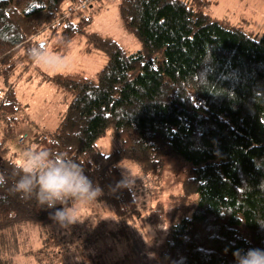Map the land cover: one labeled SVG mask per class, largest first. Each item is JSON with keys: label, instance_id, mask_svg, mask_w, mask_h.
Returning <instances> with one entry per match:
<instances>
[{"label": "trees", "instance_id": "trees-1", "mask_svg": "<svg viewBox=\"0 0 264 264\" xmlns=\"http://www.w3.org/2000/svg\"><path fill=\"white\" fill-rule=\"evenodd\" d=\"M62 1L0 0V173L8 178L0 187V264H16L29 225L41 245L26 256L34 253L37 264H57L61 245L78 252L103 238L108 248L80 264H235L237 249H264V32L215 18L212 0H122L123 25L142 45L130 51L92 30L93 0H68L67 9ZM41 34L59 35L56 49L86 39L87 52L93 46L108 58L95 77H46L70 99L57 127L32 147L81 163L113 212L105 234L86 221L61 226L50 218L55 209L11 191L22 107L16 85ZM109 131L119 147L106 153L97 140ZM166 158L187 163L169 209L158 197ZM125 160L141 169L136 185L119 167ZM54 223L59 228L49 229ZM109 239L125 245L117 259L106 257Z\"/></svg>", "mask_w": 264, "mask_h": 264}, {"label": "rangeland", "instance_id": "rangeland-1", "mask_svg": "<svg viewBox=\"0 0 264 264\" xmlns=\"http://www.w3.org/2000/svg\"><path fill=\"white\" fill-rule=\"evenodd\" d=\"M121 1L93 0L91 6L89 5V8L86 9L87 12L93 8L96 9L93 12L94 20L91 28L100 34L111 36L126 50L135 51L140 49L142 45L139 38L134 33L127 31L123 25L120 13ZM212 1L213 3L208 9V12L215 18H219L231 25L240 26L248 31L264 32V0ZM70 4V1L63 0L62 8L67 9ZM58 38L59 35L49 37L48 34H41L40 36L41 43H46L49 53L55 56L66 57L68 66L56 71H50L38 66L34 62L29 72L16 85L18 98L22 107L17 113L18 134L15 140L11 142V146L12 151H16L18 160L23 150L34 147L38 135L51 132L57 127L67 107V100L69 101L70 99L69 95L67 96L66 94L58 92L56 84L47 81L46 77L71 71H83L88 76L95 77L108 61L105 52L101 49H95L92 46V51L87 52L85 50L87 46L86 39L74 40L68 46L62 49H56ZM20 138H24V140L20 142ZM97 145L106 153L113 152L119 147V143L110 131L97 140ZM119 167L132 181V184L136 185L139 183L141 169L138 163L125 160L119 162ZM186 175V162L176 158H166L161 191L158 197L166 203L168 209L171 207L169 195L174 193L178 194L182 191V183ZM149 197L147 200H149ZM107 206V202L99 198H97L95 204L81 206L78 213L80 218L78 224L84 221L90 222L92 224L91 226L96 228L97 232L104 231L103 234H105L107 230L112 228L108 220L113 215V212ZM170 227L171 224L168 222L166 228L162 231L164 238ZM48 228L56 230L59 226L54 223L49 225ZM146 229L151 234V229L148 226H146ZM82 235V237L75 240L77 243L79 241L84 242L86 235ZM23 239L28 240V242L26 246H24V243L21 244V252L16 255V264H37L34 259V253L29 254L30 258L26 256V251L33 249L34 252H37L38 247L41 245L39 234H37L34 225H29L27 230H23L19 236V240L23 241ZM106 239L103 238V240H99V242L94 241V243L84 242L79 245L78 252H74V250L67 249L61 245L59 249H56L58 255L55 262L57 264H80L83 257L89 258L87 253L90 251H92L93 257L100 256L101 252L108 248ZM74 245L76 246V244ZM114 245H116L115 251ZM111 246L112 254L108 252L106 254L107 258L117 259L125 253V245L120 242L114 244L111 241ZM72 247L74 249L77 248ZM158 252L159 247H157V251L152 253L151 257L154 258L157 256ZM115 254H119V256L115 257ZM145 264H152V262L147 261Z\"/></svg>", "mask_w": 264, "mask_h": 264}, {"label": "clouds", "instance_id": "clouds-1", "mask_svg": "<svg viewBox=\"0 0 264 264\" xmlns=\"http://www.w3.org/2000/svg\"><path fill=\"white\" fill-rule=\"evenodd\" d=\"M26 55L50 71L68 66L66 57L49 53L46 43H35L27 49ZM13 168L15 179L11 191L23 199H35L40 207L55 209L50 218L61 226L80 221V207L95 204L102 195L81 163L64 153L30 147L21 152L19 163ZM7 184L8 178L0 173V187ZM233 256L235 264H264L261 248L237 249Z\"/></svg>", "mask_w": 264, "mask_h": 264}, {"label": "built area", "instance_id": "built-area-1", "mask_svg": "<svg viewBox=\"0 0 264 264\" xmlns=\"http://www.w3.org/2000/svg\"><path fill=\"white\" fill-rule=\"evenodd\" d=\"M85 7H86V5L84 3L80 5L81 9H84ZM72 9H74V7L70 8V10H72ZM23 140H24V138H20L19 141L22 142Z\"/></svg>", "mask_w": 264, "mask_h": 264}]
</instances>
